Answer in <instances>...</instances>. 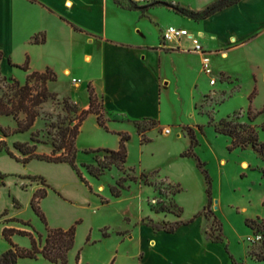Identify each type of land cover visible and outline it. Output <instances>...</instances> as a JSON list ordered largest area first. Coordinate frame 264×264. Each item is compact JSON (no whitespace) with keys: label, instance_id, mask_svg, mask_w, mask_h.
<instances>
[{"label":"rangeland","instance_id":"rangeland-1","mask_svg":"<svg viewBox=\"0 0 264 264\" xmlns=\"http://www.w3.org/2000/svg\"><path fill=\"white\" fill-rule=\"evenodd\" d=\"M119 1L121 6L134 8L127 0ZM153 1L157 3L151 6H162L173 13L156 9L144 17L139 28V37L144 41L152 42L157 31L164 32L169 26L186 28L193 34L199 28L209 29L215 34L226 33L227 28H232L246 39H236L230 45L242 48L233 51L223 62L214 59L217 65L215 86L209 85L210 80L201 73L197 60L189 61L191 71L183 68L181 58L175 57L165 63L169 85L162 81L161 86L168 106V115L164 118L169 124L143 120L135 122L138 133L129 132L132 128L127 125L124 128L128 132L112 131L99 98L97 106L108 129L102 127L91 114L83 123L76 142V162L83 179L69 164L40 160L24 164L4 151L0 152V173L3 175L0 177V255L11 248L3 236L5 227L31 232L35 237L42 235L45 239L47 226L33 210L31 202L38 190L46 189L48 195L42 199L40 207L48 226L69 229L76 225L75 246L68 257L69 264H141L144 245L142 227L156 224L170 228L174 223L182 222L181 218L188 220L183 223L189 224L199 217L204 218L205 241L212 242L207 232L216 237L222 229L224 242L212 243L224 247L230 264H264L250 256L252 241L258 240L259 235H255L246 224L249 219L264 221V158L252 145L230 151L231 139L215 131V125L222 119L249 123V97L252 93L255 94L253 109L261 112L264 108V0H241L215 20L206 21L199 27L189 23L185 16L175 14L177 9L201 12L218 0ZM13 27L16 33L21 34L12 48L13 59L22 61L29 52L34 66L38 68L45 63L61 68L69 62L71 65L74 60L77 62L71 54L61 56L50 48L41 50L33 47L26 51L27 47L21 40L30 32V24L18 15ZM223 67H227L232 75L222 73L220 77ZM9 73L11 71L4 72L1 66L0 97L11 85L8 79L14 78L25 84L29 75L23 70H13L14 75ZM197 76L202 84L194 91L193 101L192 82ZM34 83L33 80L31 84ZM71 85H74L72 81L70 84L58 82V78L47 83L56 98L49 99L39 108L40 116L28 132L10 137H4L0 132V141H6L16 157L24 158L14 148L17 141L37 144L40 154H52L53 139L60 123L67 125L69 119L74 120L83 111L69 95ZM64 100H69L70 112L64 107ZM74 107L77 114L73 112ZM20 119L24 120L25 115L21 114ZM254 125L259 142L264 143V113L258 116ZM0 126L12 132L17 129V122L11 116H0ZM188 127L194 129L198 143L193 151L206 164L212 181V205L202 216L197 215L208 204L205 176L196 158L182 156L192 147ZM167 129L172 133L169 136L165 133ZM119 133L130 136L125 170L112 168L99 178L90 175L86 166L97 165L96 157L102 160L106 154H88L86 151L117 150ZM33 135L38 143L32 141ZM143 136L150 141L142 142ZM9 173L13 175H7ZM142 174L145 179H141ZM32 177L43 178L49 188ZM133 177L135 180H132ZM121 178L126 179L123 182L125 189L118 188L121 196L117 198L112 188L118 187ZM178 207L183 210L180 217L177 216ZM158 209L165 211L156 212ZM170 216L175 221L168 220ZM15 236L20 237L17 242ZM11 239L21 248H31L28 236L15 233ZM255 248L258 249L259 245ZM19 264H48V261L39 256L37 259H20Z\"/></svg>","mask_w":264,"mask_h":264},{"label":"crops","instance_id":"crops-1","mask_svg":"<svg viewBox=\"0 0 264 264\" xmlns=\"http://www.w3.org/2000/svg\"><path fill=\"white\" fill-rule=\"evenodd\" d=\"M151 5H132L134 8H130L118 5L114 0H0V51L4 54L2 69L12 74L13 70H22L12 64L22 66L27 59L31 71L45 72L50 68L58 82H73L69 95L81 110L90 108L88 86L92 85L96 95L102 99L108 126L112 131L128 132L124 128L127 125L132 128L129 132L134 133L137 132L135 122L149 119L169 124L164 118L168 115V106L161 86L162 81H168L165 63L175 57L181 58L183 68L191 71L189 61L194 59L199 62L201 71V57L186 51L191 46L187 39L179 44L165 46L162 30L157 31L156 38L150 43L139 37L144 17L156 9L173 13L162 6ZM231 7L196 23L187 17L184 19L199 27L206 21L215 20ZM18 15L30 24V32L21 40L27 47L26 51L33 47L41 50L50 48L61 56L71 54L77 62L73 59L71 65L69 62L61 68L45 63L38 68L34 66L29 52L22 61L13 59V45L17 37L21 36L13 27ZM194 35L200 36L204 47L211 51L214 74L217 69L214 59L225 61L233 51L242 48H232L230 43L236 39H246L232 28L219 34L199 28ZM36 37L37 43L34 42ZM222 73L232 75L227 67L221 68L220 77ZM201 84L199 76L192 82L193 101L194 91ZM91 116L97 119L95 114ZM118 140L120 144V137ZM168 220L175 221L173 216ZM180 221L188 220L181 218ZM203 222V217L196 218L174 233L155 232L152 227H142L144 245L141 264H230L229 256L221 244L204 240ZM14 239L17 242L20 237L15 236ZM48 264L51 263L48 261Z\"/></svg>","mask_w":264,"mask_h":264},{"label":"trees","instance_id":"trees-1","mask_svg":"<svg viewBox=\"0 0 264 264\" xmlns=\"http://www.w3.org/2000/svg\"><path fill=\"white\" fill-rule=\"evenodd\" d=\"M241 0H218L215 3L209 5L201 12H195L192 10L186 9H177V14H181L189 19L200 21L207 19L214 15L215 13L231 7ZM114 2L120 5L119 0H114ZM148 8V7H147ZM34 42L37 43V37L34 39ZM4 58V54L0 51V70L1 63ZM11 63V61H10ZM17 68L22 69L25 72H28V79L25 84H21V82L17 79L10 78L8 79L11 82V85L8 86L7 91L2 94L0 97V116H11L17 122V129L10 132L8 129L0 126V132L4 135V137H10L14 134L26 133L28 132L34 125L37 118L40 116L39 108L49 99L54 100L56 95L51 93L48 89L47 83L54 82L57 80L56 74L48 68L45 72H31L29 66V59L27 62L22 65H14ZM35 81L32 85L31 82ZM88 90L90 93V108L88 110L81 111L74 120L69 119L68 124L65 122L60 123L58 127V132L54 136L53 139V151L51 155L40 154L38 153L37 144L31 145L30 142H15L14 148L20 153L24 155L23 159H20L14 155L11 151L10 147L7 145L6 141H0V152H5L11 158L15 159L18 162H22L27 164L32 160H40L46 161L50 163H67L69 164L79 175L80 178L83 179L82 173L77 165V155L78 149L76 147V142L78 136L81 133V127L88 115L95 114L98 119V123L108 129L107 123L103 120V113L99 110L97 106V101L99 97L96 95L94 88L92 85L88 86ZM254 93H252L249 97V109H248V119L249 123H238L234 119H222L215 125L216 133L220 135L227 136L231 139V145L229 146V150L233 151L237 148L245 149L248 145H252L257 148L258 151L262 154L264 158V143L259 142L258 133L256 131V126L254 122L258 118V116L264 113V108L261 112H256L253 107V99ZM64 107L67 111L70 112V103L69 100H64ZM73 112L77 114V109L74 107ZM25 115V119L21 120L20 115ZM77 122L74 124V122ZM153 124H156V120L149 119ZM202 127H200V130ZM188 132L192 139V147L189 151L185 152L183 157H194L197 159L198 167L201 169L202 173L205 176V180L207 183V195H208V204L204 208L203 212L199 213L197 216H202L204 213L209 211V208L212 205V181L209 176L208 171L206 170L205 163H202L199 158L196 157L193 148L197 146V139L195 137L194 129L188 127ZM33 135L32 141L38 143ZM120 136V144L117 150H108V149H97V150H89L86 153H100L105 152V156L102 160L96 157L97 165H87L86 168L90 175L99 178L104 172L108 170H112V168H117L120 171L125 170V165L128 159V148L127 143L130 140V136L126 133H119ZM145 136L142 138V142H149ZM0 177L3 175L0 173ZM146 176L142 174L141 179H145ZM34 180H41L42 184L49 188L43 178L32 177ZM125 178H121L118 182L117 186L112 188V193L114 197H120L121 191L118 189H125L123 182ZM135 180V177L132 178ZM180 190L177 192L179 193ZM48 192L46 189L38 190L31 202V206L33 210L37 213V215L41 218V220L47 226V234L45 239H43L42 235H35L31 232L26 231H16L14 229H10L5 227L3 229V236L5 239L11 244V248L7 250L0 256V264H18L19 259H37L39 256H43L47 261L51 264H69L68 257L70 252L75 246L76 239V225L70 227L69 229L62 228H50L47 224L46 217L41 210L40 203L42 199L46 198ZM104 203H108L107 200H103ZM264 205V202H263ZM162 210H156V212H162ZM183 213L182 208L178 207L177 216L180 217ZM7 213H5L6 215ZM207 216V215H206ZM29 225V223H25ZM186 223L176 222L170 228L161 227L159 225H152V229L155 232H167L174 233L176 232L182 225ZM246 224L250 227L255 235H259L258 240L252 241V246L250 247V256L257 262H264V221L257 218L256 220H247ZM17 233L22 236H28L31 239V248H21L20 246L14 244L12 242V236ZM209 240L214 243H223V233L222 229L219 230V233L216 237L208 234ZM259 245V248L255 247ZM79 259V258H78ZM232 259V257H231ZM113 264V263H112Z\"/></svg>","mask_w":264,"mask_h":264},{"label":"built area","instance_id":"built-area-1","mask_svg":"<svg viewBox=\"0 0 264 264\" xmlns=\"http://www.w3.org/2000/svg\"><path fill=\"white\" fill-rule=\"evenodd\" d=\"M132 5L135 6H149L153 3V0H127ZM187 39L191 42V46L186 49L187 52L197 54L201 57V71L206 75L210 80V85L214 86L217 83V79L214 77V69L212 66V53L208 51L201 39L200 36L194 35L188 29L169 26L162 35V40L164 45L179 44L182 40ZM78 83L79 81L74 80ZM166 134H170V130L165 131Z\"/></svg>","mask_w":264,"mask_h":264},{"label":"bare ground","instance_id":"bare-ground-1","mask_svg":"<svg viewBox=\"0 0 264 264\" xmlns=\"http://www.w3.org/2000/svg\"><path fill=\"white\" fill-rule=\"evenodd\" d=\"M90 59H88V61H89ZM171 132V131H170Z\"/></svg>","mask_w":264,"mask_h":264}]
</instances>
